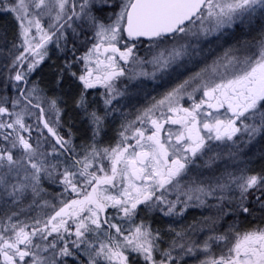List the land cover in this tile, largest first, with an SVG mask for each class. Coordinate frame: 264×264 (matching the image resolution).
Returning a JSON list of instances; mask_svg holds the SVG:
<instances>
[{
	"label": "snow or ice",
	"instance_id": "6c2138e0",
	"mask_svg": "<svg viewBox=\"0 0 264 264\" xmlns=\"http://www.w3.org/2000/svg\"><path fill=\"white\" fill-rule=\"evenodd\" d=\"M0 10L15 14L22 40V50L14 56L10 66V72H14L10 79L16 82L12 87L19 93L11 104L13 109L19 106L20 111H10L4 106L8 97H0V116L13 117L10 122L0 121V130H11L0 132L3 141L0 143V189L11 197L12 204H20L29 196L32 204H37V198L43 199L42 193L46 192L44 180L63 185L64 192L71 190L77 196L82 187L84 191L82 199L62 200L63 206L46 220L37 217L31 224L20 220L12 222L18 213L6 214L9 223L0 226L2 264H70V260L75 264L81 253L88 257L87 264H139V259L144 264H180L184 257L200 254L205 258L199 264H264V227L243 234H233L231 228L223 232L217 228L228 214L225 201L228 204L235 201L242 213H250L245 201L253 190L264 197V174L225 170L207 182L185 181L189 165L197 160L206 157L203 166L212 168L222 158L216 151L220 144L228 147L230 158H237L242 145L264 136V40L258 53L243 59L233 58L234 63L229 61L232 65L229 78L198 84L193 91H202L199 102L188 94L191 106L179 104L183 90L194 79L190 78L145 109L137 120L151 125L150 134L146 135L142 127L134 128L131 139L135 140V145L126 143L129 136L125 133L132 127L129 124L122 125L124 131L119 133L122 139L116 146L99 147L112 100L122 95L112 83L125 76L115 54L119 61L133 65L128 70L129 80L148 76L143 69L145 64L164 70L184 54L186 46L173 48L167 55L161 51L145 60L135 51L141 38H147L151 47H156L170 34L173 39L175 34H187L197 20L205 35L231 28L246 19L251 21L258 11L264 15V0H0ZM45 15L51 18L48 28L55 29L51 33L41 25L40 17ZM204 21L211 27L206 28ZM33 27L40 34L35 44L29 39ZM77 28L89 29L96 40L88 53L80 57L85 62L83 74L77 77L71 65H67L68 74L82 84L79 93L72 98V105L79 118L87 123L86 132L91 133L90 143L81 146L83 155L76 151L71 129L66 136L59 132L65 111L62 105L66 102L62 97L47 95L38 81H29L30 75L47 57L45 46L53 36L60 34L56 39L59 47L60 38L67 39L65 31L71 29L76 34ZM121 43L123 48L117 46ZM101 49L113 55L102 61L99 59ZM93 53L97 55L96 75L88 67ZM101 65L104 66L102 71ZM136 66L140 67L139 72ZM63 75V71L57 75L56 87H60ZM152 75L155 76V72ZM199 75L197 73L196 77ZM97 85L106 89L101 94L103 111L93 107L94 101L88 99L87 90ZM165 104L171 115L161 111L160 118H153L154 110ZM26 116H35L53 140L45 137L43 142L36 139L33 143V125L26 122ZM169 124L179 125V128L166 129L165 125ZM213 142L219 144L214 147ZM44 144L49 148L45 149ZM88 187L91 191H87ZM109 188L116 189V193L111 194ZM234 190L239 192L238 197L226 195ZM172 195L174 199L169 198ZM210 198L216 203L209 204ZM44 205L56 207L47 200ZM205 206L215 208V214L187 228L177 229L170 224L168 238L146 220L135 224L140 211L178 218L189 207ZM261 206L264 207V202ZM109 207L115 209L117 215L122 213V219L135 224L134 228L125 230L110 218H102L101 213ZM69 220L75 225L74 231ZM205 230L207 234L200 239L198 234ZM213 245H222L227 251L218 257L210 255Z\"/></svg>",
	"mask_w": 264,
	"mask_h": 264
},
{
	"label": "rangeland",
	"instance_id": "374dc122",
	"mask_svg": "<svg viewBox=\"0 0 264 264\" xmlns=\"http://www.w3.org/2000/svg\"><path fill=\"white\" fill-rule=\"evenodd\" d=\"M13 14V13H12ZM17 25L19 26V22L15 19ZM264 16L259 11L256 13V15L251 19V21H248L247 19L243 24H237L234 25L231 28H221L216 31H212L207 33V35L204 34L203 31L200 30V21L197 20L195 25L191 26V31L187 34L185 33H178L175 34V38L173 39L171 37L164 38L162 42L159 43L156 47H151V42L148 41L144 44V47L141 48L142 50H137L138 52H143L141 55L140 53H137L138 56H142L143 58H146L147 60H150L153 55L159 54L161 51L165 52V55H167L168 51H171L173 48H181L182 46H186L184 54L181 57H178L175 62L171 63L169 67H167L164 70H159L157 68H154L151 64H148L147 72L149 73L148 78L159 80V81H169V91L176 88L178 85L182 84V79H179L180 83L178 81L171 82L174 77H177V73H182L187 76L186 80H189L190 78H194L190 81V84L187 86L188 90L187 92H190L193 96L198 97L200 100L202 98V91H196L194 92L193 89L197 87L198 84H202L204 82L211 83L212 81L219 82L221 78H229L231 76L232 72V65L229 63V61H233V58H240L243 59L245 56L253 55L254 53H258L260 50V44L261 41L264 40V25L261 26L258 30H253V33L250 37L249 35H246L249 33L247 31V27H251L253 23H255L258 19V17ZM44 16L40 17L41 25L44 28L45 31L51 33L54 31V29H49L48 26L44 25ZM48 19L51 20V18L48 16ZM204 26L211 27V25L208 23V21H204ZM77 32L84 33V44H89L93 36L92 32L87 29H80L78 28ZM16 33V35H15ZM15 38L18 43H16V47L13 49V57L11 61L4 60L3 64L0 61V97H8V103L4 106L8 107L10 111H20V107L18 106L16 109L12 108L11 100L14 97H19V93L16 89L12 87L14 83H16L14 80L10 79V76H14V72H10V66L12 63V60L15 55L19 54V51L22 49L20 48V45L22 43L21 38L19 37V30L15 29ZM195 33V35H194ZM60 34H58L52 41H49L46 44L47 49V57L45 60L39 65L37 70L45 63H48L51 61V59H54L56 56L60 57L62 52H67V49L65 47H62V43L66 40L63 37L60 38L59 42V48H57L56 39ZM71 35L74 38L75 34L71 31ZM66 36V34H65ZM34 37V39H33ZM29 39L32 40V43L35 44L39 42L40 34L37 33L35 27L31 29V32L29 34ZM96 43V41H95ZM92 48V46H91ZM11 48L9 50L7 49H1L0 50V57H6V54L11 52ZM136 51V52H137ZM88 53V49H86L84 46L82 49H79L76 53L75 57H83ZM27 55V54H26ZM108 54L103 52V49H101V53L99 54V59L106 58ZM96 58L97 55L95 53L92 54L90 57V60ZM89 60V61H90ZM68 62L66 60H63L62 65H66ZM183 68V69H182ZM36 70V71H37ZM35 71V72H36ZM33 72L30 77L29 81H38L39 78L34 75ZM155 72V76L152 75V73ZM199 73V77H196V74ZM40 83V82H39ZM41 87L46 90L47 95L51 96L50 93H54L53 89L55 87L53 86L51 90H48L49 85L44 82V80L41 81ZM47 87V88H46ZM11 88V91L9 95H7L8 89ZM50 89V88H49ZM185 89L183 90V98L179 99L182 100L186 96ZM142 91V90H141ZM143 92V91H142ZM167 92V93H168ZM16 94V95H15ZM56 95V94H55ZM188 95V94H187ZM165 96V95H164ZM159 93V97L156 99L152 98L151 96H147L144 94H141V96H137L134 98L127 99L126 103L128 107L130 105H133L132 111H135L136 113L133 116H128L127 118H114L111 117L109 124H105V129L103 132V135H107V140H110L111 142H104L100 143L99 147H114L116 146L117 142L120 141L122 138L120 135L115 140V135L118 131H124L122 128V125H129L131 124L132 127L129 128L128 132L125 133V135L131 137L133 134V129L139 125L141 122L140 120H137L138 116H142L145 109H148L152 107V105L156 104L158 101L162 100L164 98ZM2 102V101H0ZM23 104V101H22ZM22 106V105H21ZM46 107V105H45ZM163 108H167V104L164 106H161L159 109L154 110L153 112V118H158L157 114L162 111ZM205 110L206 107H205ZM33 112H36L37 110L33 109ZM133 114V113H132ZM160 118V117H159ZM13 117H9L7 114L4 116H0V121L10 122ZM25 120L27 123L33 125V130L31 133L32 142L35 143L36 139H40L43 142V135H41V132H44L42 128H37L38 121L36 120L35 116H26ZM68 122V121H67ZM65 117L62 116V124L64 133L67 135V132L69 129H67V126L65 125ZM146 129V135L150 134L151 125L145 121L142 123L140 128ZM59 128V129H61ZM173 131H175V128H172ZM11 131L9 129H3L0 130V132H7ZM110 133V136L106 133ZM119 132V133H120ZM27 136V134H25ZM2 137V136H0ZM261 136H258L254 141H252L250 144L245 143L242 145V151L240 152V155L237 158H230L228 156V147L224 144H220V147L216 149V151L220 152L222 154V158L217 160L216 163L212 166V168L204 167V161L207 159L206 157L204 159L197 160L195 164L189 165V173L185 177V181L191 180V179H198L201 181L207 182L210 178L214 176H219L221 173H223L225 170L230 172H235L239 174L240 171H244L246 174H258L254 173L250 170V157L252 154H256V148L257 143L259 141V138ZM114 139V141H112ZM100 141V140H99ZM0 143H3L2 140H0ZM126 143H130L132 145H135V140L131 139L128 140ZM73 144L76 147V140L73 136ZM216 144H219V142H213V145L215 147ZM106 145V146H105ZM45 149L49 148L48 144L43 145ZM255 148V149H254ZM138 150V149H137ZM107 163V162H105ZM199 165V166H198ZM195 168V170H194ZM99 175H103V173H98ZM63 186V185H62ZM102 187H108V186H102ZM116 189L109 188V192L111 194L116 193ZM226 195L232 196V197H238L239 192L234 190L232 192L227 193ZM257 197H261V193L259 191L253 190V194L249 195L247 198V201L245 203H251L254 206L261 205L260 200H257ZM4 198L9 199L4 201ZM170 199H174V195L169 197ZM262 198V197H261ZM11 201V197H7L3 194L2 189H0V202H8ZM209 204H215V199H209ZM233 204V203H232ZM224 207L229 208L228 205H225ZM215 209L210 207H189L188 210L184 213L182 217L187 218H198L202 219L205 216L214 215ZM230 213V212H229ZM228 213V214H229ZM112 214L114 216L121 217L123 214H116V210L112 208ZM149 217H157V218H170V219H178L182 217H166L160 212H151L148 214ZM226 217L228 215H225ZM137 217V216H136ZM225 230V228H223Z\"/></svg>",
	"mask_w": 264,
	"mask_h": 264
},
{
	"label": "flooded vegetation",
	"instance_id": "af4514ba",
	"mask_svg": "<svg viewBox=\"0 0 264 264\" xmlns=\"http://www.w3.org/2000/svg\"><path fill=\"white\" fill-rule=\"evenodd\" d=\"M44 25L48 26L50 20L48 19V16L45 15L44 16ZM0 22L1 23H7L10 25L9 28L10 31L6 30L8 27L4 26H0V50L1 49H7L9 50L10 48L12 50H10L11 52L6 54V57H0V61L3 64L4 60L7 61H11L12 57H13V45H16V38H15V29L19 30V26L17 25L16 21L14 20V15L12 13H7L3 10H0ZM78 30V28H77ZM55 31V29H54ZM71 29H67L65 31L66 37L67 39L61 44L62 47H65L67 49V52H62L60 57H55L57 63L60 65V67L62 68V71L64 73L63 78L65 77V79H68L70 82L74 83V87L77 89V94L79 93L80 89L82 88V84L81 82L76 78V77H72L68 74L67 71V65H71V71L75 72L77 74V77L81 74L84 73L85 71V62L83 60H81L76 56V53L79 49H82L83 46L86 49H90L91 46L93 45V43H95V39L94 36L91 37L92 41L89 44H84V33L81 32H76L74 38L71 35ZM15 33V35H14ZM59 33H56V36ZM93 34V33H92ZM53 36V39L56 37ZM172 35L168 36L171 37ZM167 38V37H165ZM18 40V39H17ZM149 40L143 39L141 38V41L138 42L137 45V50H142L141 48L144 47V44L146 42H148ZM60 42V41H59ZM18 43V42H17ZM118 47L123 48V43L118 44ZM59 48V47H57ZM136 53H140L141 55L143 54V52H136ZM109 55H113L112 53H106ZM117 57V61L120 64L121 67L124 68L125 70V76H121L118 77L117 79L113 80L112 83L114 84V86L116 87V89L119 90L120 93H122V95H116L115 99L112 100V104L110 105V114L107 117L106 123L105 124H109V121L111 119V117L114 118H127L128 116H133L136 112L132 111V106L130 105L128 107L126 101L127 99L130 98H134L137 96H141V94L147 95V96H151L152 98L156 99L157 97H159V93L160 95L163 97L168 91H169V81H159L154 80V79H149L148 76H137L136 79L134 80H129L128 79V75L129 72L128 70L130 68L133 67V65L131 63L129 64H125L123 61H119L118 59V54H115ZM142 57V56H141ZM143 58V57H142ZM145 60H147L146 58H144ZM63 60H66L68 62V64L66 65H62ZM96 58L91 59L88 62V67L92 68L94 70V75L98 74L95 69H96ZM102 61H106V58H102L100 59ZM46 64V63H45ZM43 64V65H45ZM42 65V66H43ZM148 64H145L143 66V69L145 71H147L148 69ZM42 66L38 69L41 70ZM103 65H101V71L103 70ZM183 69V68H182ZM136 71L139 72L140 71V67L136 66ZM177 77H174L173 80H171V82H175V81H179V79L183 78L181 81L182 83L186 80L187 76L182 73H177ZM188 87L186 86V89ZM185 89L184 94H186V96L184 97V99L179 101V104L183 107H190L192 104V101L188 99V95L190 94V92H187L188 90ZM143 92H142V91ZM88 91V99L91 101H94L93 107H97L100 111H103L104 109V105H103V100L104 97L101 95L102 93L106 92V89L101 86V85H97L96 88L94 89H89ZM76 94V95H77ZM195 100L197 102H199L198 97L194 96ZM65 108L64 114L63 116L65 117V125L67 126V129H71L74 139L76 140V151L77 153H79L80 155H83L82 152V145H85L87 143H90V136L91 133L90 132H86V129L88 128V125L86 122L82 121V129L83 130V136H79V127L80 125H76L75 122H67L68 116H67V109L65 107V104L62 105ZM163 112H165L167 115H171V113H167V108H163L162 109ZM221 112L224 111V109L220 110ZM77 113V111H76ZM133 113V114H132ZM160 113L161 111L157 114L158 118L160 117ZM142 125V123L140 122L139 125H137L135 128H140V126ZM39 128H42V124H38ZM165 128H175L178 129L179 125H165ZM64 129L61 128L59 129V132L61 135H65L63 131ZM80 130V131H81ZM43 139L45 137H47L48 140L52 141L53 138L47 134L46 129H43ZM119 132H117V134L115 135V140L117 139V137L119 136ZM106 133L110 136V133H108L106 131ZM162 135H164L162 133ZM114 139L112 141H114ZM100 143L104 142H111L110 140H107V135H101L99 137ZM129 140H131V137H129ZM99 143V144H100ZM104 144V143H103ZM100 146V145H99ZM106 146V145H105ZM79 158V156L77 157ZM61 159H64V157H61ZM195 170V168H194ZM99 175V174H98ZM81 186H82V182H81ZM43 187L46 189V192L42 193V197L41 198H37V204H32V198L31 196L25 198L20 204H12V201H8V202H0V226L9 223V221L6 218V214L7 215H11L12 212H17L18 216H14L12 218V222H15L17 220L20 221H24L26 223L31 224L33 222V218H40L42 220H46L48 218V216L50 215H54L55 211L59 210L60 207L63 206V204L61 203V201H70L72 199H82L83 195H84V191H83V187L81 190V193L79 196H77L76 193L71 192V190H69L68 192H64L63 191V186L57 183H51L48 180H44L43 181ZM87 191H91V187L87 188ZM44 200H47L50 202V204H55L56 207L52 208L50 206L44 205ZM5 201V200H4ZM235 203V201H234ZM31 204V207H29V205ZM247 207H249L250 209V213H242L237 207H236V203L235 204H228L227 201H225V205H228L229 208L225 207V210L228 216H224L220 222L219 225H217V228L219 229V231L223 232V231H227L231 228L232 233H240L243 234L246 231H250L252 229L258 228V227H264V218H255L253 217L254 215V211H253V204L251 203H245ZM39 205V206H38ZM143 205L140 206L141 209H143ZM21 209H23V211H21ZM215 209V208H214ZM216 210V209H215ZM149 213H145L144 211H140L137 214V217H135V224L140 223V221L146 220L147 222H149L151 224V227L153 229H160L162 230V232L165 234V237L168 238V234H167V229L168 226L171 224L174 227H176L177 229L183 227V228H187L189 225H193L195 222L200 221L201 219L198 218H187V217H182V218H178V219H170V218H157V217H149L148 216ZM243 216H248V217H243ZM101 217L105 218L108 217L111 219L112 223L118 224L122 229H129V228H134L135 224L133 223H129V221L127 219H122L121 217L118 216H114L112 214V208H107L106 209V216L103 217V214L101 213ZM69 224L72 225V230H75V225L72 224V221L69 220ZM223 228H225V230H223ZM113 234H115V230L112 229L111 230ZM125 234H127V232H125ZM207 234V230H205V232H201L198 234V237L200 239H203V237ZM74 238V237H73ZM101 239H103V237H101ZM234 242V240H233ZM165 247L167 245H164ZM227 249L224 248L222 245L221 246H217V245H213V249L212 252L210 253V255L213 256H219L222 252H226ZM45 255H47V253H45ZM173 255H176V253H173ZM205 256L203 254H200L198 256H186L183 258V260L180 261V264H199V261L204 259ZM87 259L88 257L86 255H84L83 253L80 254V258L79 260H77L75 262V264H81V261H83V264H87ZM0 264H2V257H0ZM70 264H72V261L70 260ZM139 264H144L142 259H139Z\"/></svg>",
	"mask_w": 264,
	"mask_h": 264
},
{
	"label": "trees",
	"instance_id": "16d2710c",
	"mask_svg": "<svg viewBox=\"0 0 264 264\" xmlns=\"http://www.w3.org/2000/svg\"><path fill=\"white\" fill-rule=\"evenodd\" d=\"M264 25V16H260L258 17L257 21L255 23H253V25H251V27H247V31L249 33H247L246 35H249L248 37H250L253 33V30L255 29H259L261 26ZM0 26H6L8 27L6 30L10 31L9 28L10 25L7 23H1L0 22ZM17 43V40H16ZM62 71V68L60 67V65L57 63L56 59H51L50 62L46 63L45 65L42 66L41 70H37L34 75L37 76V78H39V82L41 84V81L44 80L45 83H47L49 85V88H47L48 90H51V88L54 86L55 89H53L54 93H50L51 96L55 95L58 97H62L63 101L66 102L65 107L67 109V116L68 122H75L76 125H80V129H79V136H83V130L82 129V122L81 119L78 116V113H76V110L74 109L73 105H72V98L77 94V89L74 87V83L70 82L68 79H65V77L62 80V83L60 85V87H56L55 85V80L57 78V75ZM11 91V88L8 89L7 95H9ZM16 95V94H15ZM81 130V131H80ZM0 140H2V137H0ZM255 149V148H254ZM257 153L254 155L252 154L250 157V164H249V168L251 171H253L254 173H258V174H264V136H261L259 138V141L257 143V148H256ZM4 200H9L4 198ZM262 202H264V197L261 198L260 200V204H262ZM233 204H235L233 202ZM253 211H254V215L253 217L255 218H264V207H262L261 205H256L253 206ZM243 217H248V216H243Z\"/></svg>",
	"mask_w": 264,
	"mask_h": 264
},
{
	"label": "water",
	"instance_id": "95a60500",
	"mask_svg": "<svg viewBox=\"0 0 264 264\" xmlns=\"http://www.w3.org/2000/svg\"><path fill=\"white\" fill-rule=\"evenodd\" d=\"M193 19H195V17H194ZM186 24H187V22H186ZM170 35H171V34H170ZM170 35H168V36H170ZM168 36H166V37H168ZM143 39L148 40L147 38H143ZM102 214H103V217H105V216H106V210H105V213H102Z\"/></svg>",
	"mask_w": 264,
	"mask_h": 264
}]
</instances>
